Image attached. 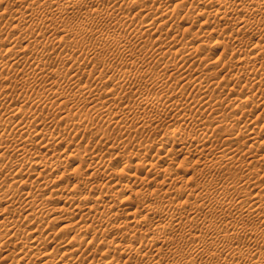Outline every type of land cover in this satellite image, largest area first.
I'll list each match as a JSON object with an SVG mask.
<instances>
[{
  "label": "bare ground",
  "instance_id": "6f19581e",
  "mask_svg": "<svg viewBox=\"0 0 264 264\" xmlns=\"http://www.w3.org/2000/svg\"><path fill=\"white\" fill-rule=\"evenodd\" d=\"M195 1L0 0V264H264V0Z\"/></svg>",
  "mask_w": 264,
  "mask_h": 264
},
{
  "label": "rangeland",
  "instance_id": "374dc122",
  "mask_svg": "<svg viewBox=\"0 0 264 264\" xmlns=\"http://www.w3.org/2000/svg\"><path fill=\"white\" fill-rule=\"evenodd\" d=\"M180 2H182V3H185V8H188V7H191V6H196V7H202V5L199 3V2H197V1H195V0H180ZM131 5V4H130ZM132 6V5H131ZM132 8H133V6H132ZM183 14V13H182ZM193 14H194V16H195V18H193V19H191V20H187V19H184L183 20V18L181 17V15H180V21L178 22V25H179V27H180V33H179V38H180V43H185V42H188L189 40H191V35H190V33H189V30H188V28H190L191 27V30L192 31H194V30H196L197 28H198V21L201 19V17H203V16H205V15H207V16H210V17H213V13H212V9H208V11H206L205 13H203V14H198V12H197V10H196V12H193ZM187 21H189V22H187ZM187 22V23H186ZM190 26V27H189ZM104 29L106 30V29H108V28H106V27H104ZM194 29V30H193ZM177 30V28L176 29H174V30H172V31H168V37H170V36H172V35H177V33L179 32V31H176ZM220 36L222 35L221 34V32H220V34H219ZM246 35H244V37H245ZM243 37V38H244ZM248 37V36H247ZM246 38V37H245ZM218 40H220V38L218 39ZM244 40H246V39H244ZM207 41H212L213 42V39L212 38H208L207 37ZM252 42V41H251ZM231 44V43H230ZM229 43H228V45H226V48H228L227 46H229L230 45ZM209 46H210V50H209V57L211 58L210 60L212 61V58H214L216 55H217V53L218 52H215L214 53V51H213V43H210L209 44ZM231 46V45H230ZM229 46V47H230ZM218 50V49H217ZM222 50V49H221ZM221 50H219L220 52H221ZM79 55V57H81V55L80 54H78ZM82 60V59H81ZM102 59H98L97 61L96 60H93L92 62H91V64L90 65H92L93 63V67L97 70V71H101V68H104V67H106L107 66V64H106V62L104 63V61H101ZM214 60V59H213ZM95 61V62H94ZM100 61V62H99ZM113 62H115L114 63V65L115 66H112L111 68H113L112 69V71L113 72H115V74L117 75V74H119V72L120 71H118L119 69H121V70H130L131 69V67H132V65L129 63H125V62H122V61H115V60H113ZM232 62H233V64L234 65H236V61H235V59H232ZM122 65L121 67H120V64ZM124 63H125V65H124ZM104 64H106V65H104ZM116 64H117V66H116ZM212 64V65H211ZM209 66H207V67H200V66H198L197 68H195V67H193L192 65H191V63H190V61H189V59H185V62H180V65H181V67H184V68H190V69H195L194 71L196 72V73H198L196 76H194L193 77V79H192V83L191 84H194V86L196 85L195 83H198V82H200L201 80H203L202 78H201V76H200V74H206L207 75V79H206V81L205 80H203L204 81V83L205 84H207L208 85V87L206 88V91H205V95H203V96H206V98L208 99V100H210L212 97L211 96H213V91H214V89H215V87H213V85L215 84V82L216 81H218V80H220V79H216L215 77H212V81H214V82H208L209 80H208V76L215 70V69H217L219 66H217V65H215V62L214 63H211ZM217 64V63H216ZM97 67H96V66ZM104 65V66H103ZM123 65L125 66V67H128V68H125V67H123ZM128 65V66H127ZM130 66V67H129ZM213 66V67H212ZM115 67V68H114ZM117 68V70H115ZM130 68V69H129ZM184 68L183 69H180V72H181V70H184ZM98 69H100V70H98ZM225 75V71L223 70L222 71V76H224ZM213 76V75H212ZM224 80V82L225 83H228L229 82V79L228 78H226V76H225V78L223 79ZM83 82H82V84H94L93 82H94V80H90V79H88V78H86V77H84V79L82 80ZM92 81V82H91ZM84 82H86V83H84ZM138 81H136V83H137ZM211 87V88H210ZM133 89V91L132 90H130L129 89V91L131 92L132 91V94L133 93H135V91L136 90H138V87H137V85L136 86H134V87H132ZM135 88H137V89H135ZM191 88H192V86H191ZM143 89V88H142ZM145 89V88H144ZM148 90V89H147ZM147 90L145 89V90H143L144 92H143V94H144V96H146V95H149V96H154V97H157V98H161L160 96H162V94L160 95V94H158L157 96H156V94H154L152 91H149L151 94H149V92H147ZM146 91V92H145ZM157 91H159V90H157ZM225 91L226 90H224V92L223 93H225ZM161 92V91H160ZM227 92V91H226ZM131 94V93H130ZM194 95H196L197 97H198V95H197V93L196 92H194L193 93ZM190 95V92L188 91L187 92V96H189ZM202 95V93H200V96ZM186 96V97H187ZM163 99H165V97H162ZM258 101V98H257V96H252V102L253 103H256ZM217 110H216V112H212V111H210V109L209 108H206V107H203L200 111H199V115L200 116H202L203 118H204V120H205V123H204V125H202V126H198V127H195V131H211L212 130V128L214 127V126H216V123H215V120L214 121H212V118L213 117H217V118H228V116L230 115V114H232V110L229 108V107H226V106H218V107H215ZM79 109V108H78ZM78 109H74V110H70L69 111V115H70V118H69V120L73 117V119H75V115L78 113H80V112H82V114L83 113H87L88 111H87V108H85V107H83V108H80L79 109V111H78ZM76 110V111H75ZM78 111V112H77ZM86 111V112H85ZM74 113V115H73V113ZM77 112V113H76ZM81 114V113H80ZM89 114H91V113H89ZM180 115H182V114H180ZM80 115H78V116H76V119L79 117ZM247 118H246V120L241 124L243 127H248V128H252V127H256V126H258L257 125V121L254 119V118H252V116H253V113L251 114L250 113V115L249 114H247ZM210 119H209V118ZM70 120V123H72V121H74V120ZM76 119H75V121H76ZM242 119H244V117L242 118ZM14 120H15V118H14ZM74 121V122H75ZM62 123V122H61ZM61 123H59V125H54V126H52L51 128H50V130H52V131H72L73 129V127L71 126V124L69 123H65V122H63L62 124ZM65 123V124H64ZM170 123V125L172 124L171 122H169ZM169 123L167 122L166 123V125L168 126L169 125ZM182 123H187V121L185 122L184 120H182V119H180V126H182L183 127V125H182ZM179 124H177V123H175V124H173L172 126L173 127H175V125L177 126V125H179ZM70 125V126H69ZM169 125V126H170ZM96 126V127H95ZM184 126H186V125H184ZM94 127V128H93ZM92 128H90L91 129V131L93 130L95 133L96 132H102V131H112V132H114V133H112L113 134V136H114V139H111L112 140V142H116L115 140L117 139L116 137H118V140L117 141H119V133H117L116 132V130L118 131V129H116V128H114L113 129V126L112 127H110L109 128V126H107V125H105L104 123L102 124V122L101 123H98V125H94ZM108 127V128H107ZM81 128H83V126H80V129ZM172 128V127H171ZM185 128V127H184ZM257 128V127H256ZM116 129V130H115ZM164 130H165V128H163ZM162 129V130H163ZM163 130V131H164ZM188 131H190L191 129H187ZM235 130V129H234ZM92 131V132H93ZM193 131V130H192ZM93 132V133H94ZM117 134V135H116ZM158 134H156V133H154V135L152 136V137H155V138H159V136H157ZM157 136V137H156ZM111 138H112V136H111ZM110 145V144H109ZM109 145L107 144V147L109 148ZM112 145V144H111ZM116 145V144H115ZM100 147H101V150H105L106 151V149L108 150V148L106 147V145L105 144H100L99 145ZM98 146V148H100ZM105 147H106V149H105ZM181 158V157H180ZM121 161L119 160L118 162H116V164H119ZM187 164L189 165V163H188V161H187ZM84 171V170H83ZM84 172H86V171H84ZM199 177V176H198ZM201 177V176H200ZM199 177V179H197L198 181H201L202 179L201 178H203V177H201L200 178ZM181 181H182V183H181ZM185 183V179H182V180H180V185L181 184H184ZM196 183V182H195ZM198 183V182H197ZM131 225V224H130ZM204 259V258H203ZM202 259V260H203Z\"/></svg>",
  "mask_w": 264,
  "mask_h": 264
}]
</instances>
